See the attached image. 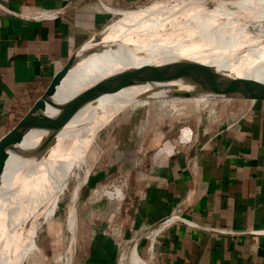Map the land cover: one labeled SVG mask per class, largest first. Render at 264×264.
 Here are the masks:
<instances>
[{"label":"crops","instance_id":"1","mask_svg":"<svg viewBox=\"0 0 264 264\" xmlns=\"http://www.w3.org/2000/svg\"><path fill=\"white\" fill-rule=\"evenodd\" d=\"M146 1L0 0V124L5 108L33 107L76 51L111 24L110 9ZM9 132L0 127V143ZM141 133L131 137L141 147L123 210L129 255L97 230L74 264H130L135 241L149 264H264V93L235 102L220 121L187 126L177 141L167 134L157 144L146 131L143 150Z\"/></svg>","mask_w":264,"mask_h":264},{"label":"bare ground","instance_id":"2","mask_svg":"<svg viewBox=\"0 0 264 264\" xmlns=\"http://www.w3.org/2000/svg\"><path fill=\"white\" fill-rule=\"evenodd\" d=\"M111 10L114 16L122 17L101 40L99 45L104 49L101 54H96L69 74L59 87L57 102L72 98L108 75L127 68L153 65L159 59L173 60L175 57L209 63L211 66L214 64L220 67L218 69L221 72L234 71L244 74V79L264 82V0H164L134 10ZM186 56L190 59L181 58ZM174 87H178L180 93L192 91L191 87H183L181 83L176 86L172 84L168 86L170 95H173L172 91L176 89ZM147 88H129L100 98L73 118L44 152L22 161L11 157L0 194L5 192L12 196L13 184L10 182L6 185L7 188L4 186L9 172H22L20 178L26 180L22 207L23 264H27L31 252H37L36 235L40 219L48 221L55 218L65 202L67 226L73 235L68 255L70 264H73L77 203L100 148L96 142L98 134L114 121L116 115L137 103L117 102L119 95L125 94L130 101L134 95ZM193 98H196L197 112L217 104L206 93L197 92ZM207 98L212 101H207ZM189 101L188 98L174 96L168 104L169 109L180 111V102ZM48 113L54 115L56 111L49 108ZM48 137V132L32 131L22 147L33 151ZM129 185L127 179L117 181L101 188L94 196L96 199L105 197L122 202L126 199ZM6 209L11 216L12 204L9 203ZM7 211L5 210V215ZM13 212L16 224L17 209ZM5 219L6 217L0 218V232L7 231L8 221ZM10 224V229L15 232L16 226ZM12 238L11 236L8 241ZM135 251L137 264H149L139 253L137 245ZM132 263L133 260H130V264Z\"/></svg>","mask_w":264,"mask_h":264},{"label":"water","instance_id":"3","mask_svg":"<svg viewBox=\"0 0 264 264\" xmlns=\"http://www.w3.org/2000/svg\"><path fill=\"white\" fill-rule=\"evenodd\" d=\"M112 25H108L100 33L93 36L85 43L64 67L54 76L46 92L35 102L33 107L26 113L22 120L9 132V134L0 143V187L3 186V177L7 170V165L11 157H17L19 160H26L30 156L47 150L53 143L57 134L71 122L84 108L95 104L100 98L108 95L120 93V91L147 86L148 88L134 95L129 101L125 94L117 97L116 101L124 103H136L152 96L154 93L169 91L172 84L176 86L179 83L183 87H191V92L180 93L177 88L172 92L176 97L190 98L195 93H215L228 96L243 98L247 100H257L259 95L264 93V82L254 79H244L243 75L234 71L221 72L213 64H203L191 60L190 57H181L186 59L173 60L159 59L154 64H148L140 67L127 68L122 71L108 75L98 82L87 87L72 98L63 102L56 101V95L59 87L63 84L69 74L79 66L83 65L96 54H101L104 49L100 46L101 40L109 33ZM163 61V62H162ZM156 64V65H155ZM215 66V67H214ZM56 111L54 115H49L48 109ZM32 131H45L49 137L45 139L37 149L30 151L29 148H23L28 134ZM22 172H9L5 183L11 182L12 196L7 193L0 194V218L4 214L9 203L12 204L11 223L16 226L13 238L6 242L2 240L0 232V264H20L24 225L22 222V207L24 205L25 184L22 180ZM15 209H17V222L13 220ZM11 225V224H10ZM1 227V225H0ZM146 234V233H145ZM144 236V235H143ZM137 242H135V245Z\"/></svg>","mask_w":264,"mask_h":264},{"label":"rangeland","instance_id":"4","mask_svg":"<svg viewBox=\"0 0 264 264\" xmlns=\"http://www.w3.org/2000/svg\"><path fill=\"white\" fill-rule=\"evenodd\" d=\"M151 1L155 2L164 0ZM152 2L147 0L146 3H142L128 10L143 8L144 6L147 7L149 4H152ZM210 7H212V5H210ZM110 12L112 13L111 9ZM121 17L122 15L114 16L113 21L110 24H113L111 28H113L114 24H116ZM169 91L161 92L159 94L156 93L137 102L129 110L116 115L114 121L99 132L96 142L99 144L100 148L97 150V157L92 165V170L89 173L88 182L83 187L77 203L78 221L75 234L74 259H76V255L79 250L82 249L83 245L91 240L94 231L97 233V230H102L108 233L112 239H115L121 247H123V259H125V257L127 258V255H129L130 243L127 241L128 239L124 231V225H126V222L124 220L125 212L123 211L126 208L125 203H127V200L125 199L119 203V201L114 202L105 197L96 199L94 195L101 190V188L107 187L117 181H124L127 179L128 183L131 185L132 176L130 168L134 166L133 164L135 163L136 153L141 147V145L137 147L136 140L132 141L131 137H134L133 139H135L136 137H139L137 134L142 132V135L139 134L140 137H142V140H140L139 143H143V150L147 147L145 146L146 142L144 140V137H147L145 136L146 131L150 134H157V138H159L157 144L162 142L160 140L161 136L164 135L167 137V134L172 136L173 140L177 141V135L187 126L191 125V127H193L208 118H213L215 114H224V108H230L231 105H235V102L242 100L240 98L229 99L228 97L227 99L229 101L226 103V107L219 105L215 108L216 113H211L209 109L210 107L204 109V106H201V108H203L201 109L202 111L197 112L196 98L192 99L191 97L188 98V100H190L189 102H180V105L183 106H180L182 111H172L169 109L170 107L168 104L172 102L174 95H170ZM207 101H212V99L207 98ZM29 104H14L3 110L2 123L0 124L2 135L11 131L22 120L32 106ZM142 152L144 153V151ZM104 173L106 174L104 175ZM127 192H129V190ZM122 206L123 209H121ZM117 212L123 214L121 218L116 216ZM104 215H106L105 218H101ZM4 217H6L5 220L8 221V227L7 231L2 232L1 234L3 242H6L8 238L13 236L14 229H10L11 216L8 211L7 215H1L2 219ZM66 218L65 202L61 205V210L55 218L48 221H45L44 218L40 219L36 235L37 252H31L28 256L27 264H70L68 248L73 239V235L69 232ZM134 250L135 246L130 254L129 260H133V263L137 264V256L134 254ZM74 259L73 264L75 263ZM21 261L22 257L20 259V264H23Z\"/></svg>","mask_w":264,"mask_h":264},{"label":"built area","instance_id":"5","mask_svg":"<svg viewBox=\"0 0 264 264\" xmlns=\"http://www.w3.org/2000/svg\"><path fill=\"white\" fill-rule=\"evenodd\" d=\"M206 94L209 95L208 97L214 99L217 102L216 105H211L210 106L209 109H210V112L211 113H216V109L215 108H217L219 105H221L222 107L223 106L226 107V103H228V101H229L227 99L228 97H229V99H231V98H238V97L228 96V95H224V94H215V93H206ZM241 99H243V98H241ZM245 100H247V99H245ZM225 109L226 108H224V110ZM223 115H225V113L224 114L223 113H220V114L218 113V114H215V116H213V118H217V120L220 121L222 119V116Z\"/></svg>","mask_w":264,"mask_h":264}]
</instances>
